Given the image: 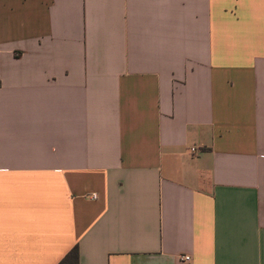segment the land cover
I'll use <instances>...</instances> for the list:
<instances>
[{
    "label": "crops",
    "instance_id": "crops-1",
    "mask_svg": "<svg viewBox=\"0 0 264 264\" xmlns=\"http://www.w3.org/2000/svg\"><path fill=\"white\" fill-rule=\"evenodd\" d=\"M75 247L264 264V0H0V264Z\"/></svg>",
    "mask_w": 264,
    "mask_h": 264
},
{
    "label": "trees",
    "instance_id": "trees-1",
    "mask_svg": "<svg viewBox=\"0 0 264 264\" xmlns=\"http://www.w3.org/2000/svg\"><path fill=\"white\" fill-rule=\"evenodd\" d=\"M59 264H79V250L77 247L72 249Z\"/></svg>",
    "mask_w": 264,
    "mask_h": 264
},
{
    "label": "built area",
    "instance_id": "built-area-1",
    "mask_svg": "<svg viewBox=\"0 0 264 264\" xmlns=\"http://www.w3.org/2000/svg\"><path fill=\"white\" fill-rule=\"evenodd\" d=\"M191 151L192 152H195L196 151V148H192ZM96 197H97L96 195H93L92 196L93 199H96ZM191 260H192V258L189 255L182 256L181 259H180V261L182 263H184V264H190Z\"/></svg>",
    "mask_w": 264,
    "mask_h": 264
}]
</instances>
